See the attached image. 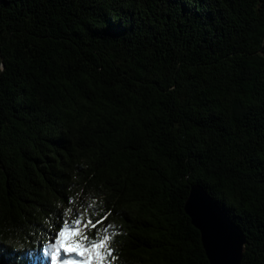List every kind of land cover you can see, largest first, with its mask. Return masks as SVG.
Listing matches in <instances>:
<instances>
[{"label": "trees", "instance_id": "trees-1", "mask_svg": "<svg viewBox=\"0 0 264 264\" xmlns=\"http://www.w3.org/2000/svg\"><path fill=\"white\" fill-rule=\"evenodd\" d=\"M193 185L264 264V0H0V264L103 216L111 264H211Z\"/></svg>", "mask_w": 264, "mask_h": 264}, {"label": "water", "instance_id": "water-1", "mask_svg": "<svg viewBox=\"0 0 264 264\" xmlns=\"http://www.w3.org/2000/svg\"><path fill=\"white\" fill-rule=\"evenodd\" d=\"M185 209L201 232L211 264H242L246 234L211 193L193 185Z\"/></svg>", "mask_w": 264, "mask_h": 264}, {"label": "snow or ice", "instance_id": "snow-or-ice-1", "mask_svg": "<svg viewBox=\"0 0 264 264\" xmlns=\"http://www.w3.org/2000/svg\"><path fill=\"white\" fill-rule=\"evenodd\" d=\"M71 210H69L70 214ZM107 216L101 217L95 223L89 219L83 221L77 218L69 222L65 219L59 228L55 241L49 247L51 264H111L109 257L113 256L111 248L112 235L107 228L100 229L95 236L90 237L88 231L97 229Z\"/></svg>", "mask_w": 264, "mask_h": 264}, {"label": "rangeland", "instance_id": "rangeland-1", "mask_svg": "<svg viewBox=\"0 0 264 264\" xmlns=\"http://www.w3.org/2000/svg\"><path fill=\"white\" fill-rule=\"evenodd\" d=\"M49 247H47V252L44 256V264H51L50 254H49Z\"/></svg>", "mask_w": 264, "mask_h": 264}]
</instances>
